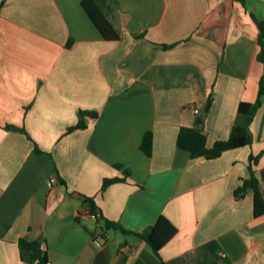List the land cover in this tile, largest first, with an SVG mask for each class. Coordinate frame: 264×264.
<instances>
[{
  "label": "crops",
  "instance_id": "obj_1",
  "mask_svg": "<svg viewBox=\"0 0 264 264\" xmlns=\"http://www.w3.org/2000/svg\"><path fill=\"white\" fill-rule=\"evenodd\" d=\"M83 1L0 0V264H37L21 239L47 264H264L255 189L237 193L253 168L264 201V104L249 145L214 159L177 145L200 116L209 148L247 125L264 0H92L112 38ZM83 111L98 116L78 128ZM85 198L132 233L100 238ZM162 216L176 234L156 253L135 233Z\"/></svg>",
  "mask_w": 264,
  "mask_h": 264
},
{
  "label": "trees",
  "instance_id": "obj_2",
  "mask_svg": "<svg viewBox=\"0 0 264 264\" xmlns=\"http://www.w3.org/2000/svg\"><path fill=\"white\" fill-rule=\"evenodd\" d=\"M82 6L107 38H112L107 35V28H111L105 19L102 12L98 9L96 4L92 0H85L82 2ZM254 17V15H252ZM259 28V45L260 52L258 59L264 64V20H257L254 18ZM117 37V36H116ZM114 37V38H116ZM212 100L208 101L207 110L211 106ZM264 104V75L261 79L258 99L254 103L241 102L239 105V112L244 114L248 118V123L244 127L235 126L230 137L227 140H218L214 146L209 148L207 146V134L205 132V120L203 117H198L196 121V127L182 128L178 134L177 145L180 149L190 152L194 157H205L207 159H214L219 157L223 152L230 149H237L246 145L251 144V132L249 129L250 122L257 110ZM86 116L97 117L96 112H81L82 121L77 126L78 128H85L84 118ZM7 129L13 128L7 126ZM153 136L151 132H147L144 136L141 148L147 154L151 155L152 151ZM252 162L257 163L256 158L251 157ZM123 178L106 179L103 183L102 191L105 190L110 184L124 181ZM254 188L255 189V214L261 216L264 214V201L262 200L259 192L258 180L255 175L253 168H251V178L244 182V185L237 191L238 194L243 192L244 189ZM84 204L87 205V209L96 215V221L101 223L103 221L102 232L99 233L100 238H105V232L109 230H121L125 234L132 233L123 228L118 222H111L109 220H103L101 214L99 215L98 207L96 206L92 198H85ZM138 237L145 240L152 246L154 251L158 253L163 246H165L171 238L176 234V228L170 223V221L164 216L160 217L157 223L142 233H135ZM20 248L23 251L28 249L30 254L24 256L23 259L28 263L47 264L48 257L46 249L40 241L29 242L21 239L19 242Z\"/></svg>",
  "mask_w": 264,
  "mask_h": 264
},
{
  "label": "built area",
  "instance_id": "obj_3",
  "mask_svg": "<svg viewBox=\"0 0 264 264\" xmlns=\"http://www.w3.org/2000/svg\"><path fill=\"white\" fill-rule=\"evenodd\" d=\"M198 112L199 111L196 109V113H198ZM54 183H56V178L55 177L50 178L49 181H48V185L52 186ZM86 215L90 216L93 219H96V215L91 213L88 209H86ZM95 243H96L97 246H101L102 245V241L101 240H98ZM121 249L123 251H125V250H130L132 248L129 245H124Z\"/></svg>",
  "mask_w": 264,
  "mask_h": 264
},
{
  "label": "water",
  "instance_id": "obj_4",
  "mask_svg": "<svg viewBox=\"0 0 264 264\" xmlns=\"http://www.w3.org/2000/svg\"><path fill=\"white\" fill-rule=\"evenodd\" d=\"M205 117H206V115H205ZM23 253L25 256H28L30 254V251L28 249H24Z\"/></svg>",
  "mask_w": 264,
  "mask_h": 264
}]
</instances>
